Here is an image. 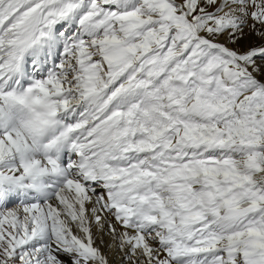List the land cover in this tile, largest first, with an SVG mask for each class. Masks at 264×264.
<instances>
[{
  "label": "snow or ice",
  "instance_id": "snow-or-ice-1",
  "mask_svg": "<svg viewBox=\"0 0 264 264\" xmlns=\"http://www.w3.org/2000/svg\"><path fill=\"white\" fill-rule=\"evenodd\" d=\"M0 264H264V0H0Z\"/></svg>",
  "mask_w": 264,
  "mask_h": 264
}]
</instances>
